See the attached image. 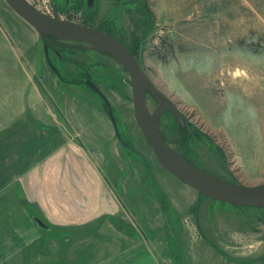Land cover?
<instances>
[{
	"label": "rangeland",
	"instance_id": "obj_1",
	"mask_svg": "<svg viewBox=\"0 0 264 264\" xmlns=\"http://www.w3.org/2000/svg\"><path fill=\"white\" fill-rule=\"evenodd\" d=\"M27 1L45 15L110 31L134 54L153 85L185 119L187 131H179L170 112L163 111L159 118V129L174 152L225 182L264 185V0H93L92 5L87 0ZM55 42L63 48L49 47L48 56L59 75L48 65L37 32L0 0V89L12 88L0 90V111L15 116L34 110L32 121L38 116L46 131L53 125L40 117L44 112L46 117L58 114L62 132L86 143L101 162L121 212L88 225H62L59 231L52 228L54 215L41 214L50 230H28L27 236L36 240L25 246L19 234L11 253L5 250L1 229L0 264H86L97 255L98 244L120 235L167 241L170 254L160 264H187L189 254L183 249L178 258L175 237L165 226L167 218L181 239L184 228L176 204L192 205L191 213L201 206L211 221L234 223L237 257L246 252L250 264H264V208L212 200L176 179L158 164L136 124L126 70L110 55L83 43ZM87 79L110 103L121 139L144 160L117 140L106 106L83 83ZM16 81L40 82L38 91L46 94L45 100L24 104L23 95L22 101L13 100V94L24 90L37 97V88ZM157 108L155 98L147 94V111L153 114ZM4 184L1 211L6 207ZM170 193L176 197L170 198ZM54 231L57 238H67L57 250L52 245L58 241Z\"/></svg>",
	"mask_w": 264,
	"mask_h": 264
},
{
	"label": "crops",
	"instance_id": "obj_2",
	"mask_svg": "<svg viewBox=\"0 0 264 264\" xmlns=\"http://www.w3.org/2000/svg\"><path fill=\"white\" fill-rule=\"evenodd\" d=\"M16 82L19 86L25 83V86L29 84L32 89L37 88V97L25 94L24 90L23 94L20 91L13 94V100H21L22 95L24 104L45 100L46 94L41 96L38 91L40 82ZM11 89L0 90L7 93ZM73 112L70 111V114ZM32 115L35 116L34 110H22L15 116L0 111V118L5 120H0V184L5 183L3 198L6 205L3 211L0 210V219L3 221L0 230L5 231L3 244L10 253L14 238L19 234L23 241L21 246H25L36 240L30 238V234L27 236L28 230L34 233L39 232V229L50 230L48 226L45 229L39 227L32 217L42 221L41 214L54 215L52 228L59 231L62 225H88L97 219L121 212L119 201L110 193L108 182L102 175L101 162L93 157V150L89 152L86 143L84 146L70 134L62 132L58 114L50 112L46 117L44 112L45 117H40L42 121L47 118L53 125L51 131L41 128L38 116L36 122L32 121ZM68 119L67 123L74 127V123L71 124L72 121ZM171 193L168 195L170 198L176 197ZM190 206L175 205L176 213L182 220L184 229L179 230L184 239L182 236L180 239L175 227L171 225L177 237L178 245L173 242L176 249L180 250V260L185 249L189 254L187 264H238L237 261L250 264L246 252H242L239 257L235 253L236 247L232 243L236 241L237 229L234 223L227 219L211 221L203 213V207L198 206L191 213ZM55 231V240L58 241H53L52 245H56L57 250L63 244L61 240L67 238H57ZM162 237L165 238V234ZM243 239L246 241V236ZM98 245L100 248L97 255L94 253L86 264H160L170 254L167 241L134 239L128 235H120Z\"/></svg>",
	"mask_w": 264,
	"mask_h": 264
},
{
	"label": "water",
	"instance_id": "obj_3",
	"mask_svg": "<svg viewBox=\"0 0 264 264\" xmlns=\"http://www.w3.org/2000/svg\"><path fill=\"white\" fill-rule=\"evenodd\" d=\"M9 7L39 35L44 45L45 58L51 69L52 65L46 43L50 38L83 43L90 48L103 51L114 58L128 73L130 79L133 115L136 124L155 154L158 164L172 174L176 179L191 187L202 196L242 207L264 208V185L244 186L220 180L189 163L182 156L174 152L165 142L160 129L159 118L167 109L180 124H184L183 117L170 101L158 90L147 77L135 57L115 37L94 27L69 22L45 15L35 9L27 0H5ZM92 0H88L90 5ZM98 93L108 107V115L112 123L117 140L132 151L136 150L121 139L115 118L109 103L98 88L90 85ZM155 98L158 108L152 116H148L146 109V95ZM166 216V215H165ZM166 228L173 238L171 227L165 218ZM34 222L41 228L46 225L38 218ZM174 240V239H173ZM176 242V238L174 240ZM178 245V243L176 242Z\"/></svg>",
	"mask_w": 264,
	"mask_h": 264
},
{
	"label": "flooded vegetation",
	"instance_id": "obj_4",
	"mask_svg": "<svg viewBox=\"0 0 264 264\" xmlns=\"http://www.w3.org/2000/svg\"><path fill=\"white\" fill-rule=\"evenodd\" d=\"M92 3H93V0H92ZM92 3L90 4V5H92ZM87 4H88V0H87ZM110 35V34H109ZM112 36V35H111ZM114 37V36H113ZM127 48V47H126ZM128 49V48H127ZM128 51L131 53V51L128 49ZM132 54V53H131ZM133 56H134V54H132ZM89 81V82H88ZM83 83H85V84H87L89 87H90V85H94V86H96L95 85V83H93V82H91V80H89V79H87V80H85ZM97 87V86H96ZM92 90H93V88L92 87H90ZM98 88V87H97ZM99 90V89H98ZM100 91V90H99ZM101 92V91H100ZM102 93V92H101ZM95 94H97L99 97H100V99L102 100V102L104 103V105L106 106V108H107V113H108V107H107V105L105 104V102L103 101V99H102V97L98 94V93H96L95 92ZM103 95V94H102ZM149 95V94H148ZM104 96V95H103ZM105 97V96H104ZM106 98V97H105ZM107 100V99H106ZM108 101V100H107ZM109 103V102H108ZM109 106H110V103H109ZM110 109H111V106H110ZM166 111H168L167 109H165ZM164 110V111H165ZM112 111V110H111ZM169 112V111H168ZM113 113V112H112ZM173 116V115H172ZM182 116V115H181ZM183 117V116H182ZM173 119L175 120V118H174V116H173ZM183 120H184V124L182 125V124H180L177 120H175V121H177L178 123H179V126H178V130L179 131H187V129L185 130L184 128H185V119H184V117H183ZM160 127V126H159ZM118 128V127H117ZM161 132V131H160ZM162 134V133H161ZM163 136V135H162ZM165 140V139H164ZM166 142V141H165ZM124 143L125 144H127L125 141H124ZM167 143V142H166ZM122 145V144H121ZM127 145H129V144H127ZM123 146V145H122ZM129 146H131V145H129ZM125 148H127V149H129L127 146H124ZM132 147V146H131ZM132 148H134V147H132ZM135 149V148H134ZM130 151H132L131 149H129ZM136 150V149H135ZM133 153H135V154H137V155H139V156H141V158L144 160V157L142 156V154L139 152V151H137L136 150V152L135 151H132Z\"/></svg>",
	"mask_w": 264,
	"mask_h": 264
},
{
	"label": "trees",
	"instance_id": "obj_5",
	"mask_svg": "<svg viewBox=\"0 0 264 264\" xmlns=\"http://www.w3.org/2000/svg\"><path fill=\"white\" fill-rule=\"evenodd\" d=\"M144 7V10H145V12H147V14H152L151 13V11H149L145 6H143ZM84 25V24H83ZM87 26V25H86ZM90 27H93V26H90ZM96 29H98V30H101V31H104V32H106V33H108V34H110V35H112L111 33H110V31H107V30H104V29H102V28H96ZM113 36V35H112ZM115 38H116V36H114ZM120 43H122L118 38H116ZM50 40L52 41V42H48V43H46V45H47V48H48V50H49V47H52V48H57L56 50H58V49H62L63 48V45H62V47H61V45L58 43V42H55V39L54 38H50ZM57 40V39H56ZM123 44V43H122ZM124 45V44H123ZM125 46V45H124ZM126 47V46H125ZM132 53V52H131ZM55 54L56 55H58L59 56V51H55ZM133 54V53H132ZM58 75H59V73H58V71L56 70L55 71ZM89 82V81H88ZM91 82H93V81H91ZM87 85V84H86ZM88 86V85H87ZM89 87V86H88ZM90 88V87H89ZM91 89V88H90ZM92 90V89H91ZM94 93H95V91L94 90H92Z\"/></svg>",
	"mask_w": 264,
	"mask_h": 264
},
{
	"label": "bare ground",
	"instance_id": "obj_6",
	"mask_svg": "<svg viewBox=\"0 0 264 264\" xmlns=\"http://www.w3.org/2000/svg\"><path fill=\"white\" fill-rule=\"evenodd\" d=\"M101 52H103V51H101ZM105 53V52H104ZM107 54V53H106ZM109 55V54H108ZM236 69V68H235ZM232 72H234V71H232ZM241 72V70H239V71H235L234 73L235 74H237V73H240ZM244 74V73H243ZM234 75V74H233ZM239 75V74H238ZM148 116H152V114L150 113V112H148Z\"/></svg>",
	"mask_w": 264,
	"mask_h": 264
},
{
	"label": "built area",
	"instance_id": "obj_7",
	"mask_svg": "<svg viewBox=\"0 0 264 264\" xmlns=\"http://www.w3.org/2000/svg\"><path fill=\"white\" fill-rule=\"evenodd\" d=\"M163 264H165V263H163Z\"/></svg>",
	"mask_w": 264,
	"mask_h": 264
}]
</instances>
